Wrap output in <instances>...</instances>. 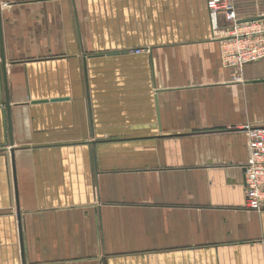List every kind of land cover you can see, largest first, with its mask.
I'll use <instances>...</instances> for the list:
<instances>
[{
  "label": "crops",
  "instance_id": "obj_1",
  "mask_svg": "<svg viewBox=\"0 0 264 264\" xmlns=\"http://www.w3.org/2000/svg\"><path fill=\"white\" fill-rule=\"evenodd\" d=\"M221 36L207 0H0V264H264V60Z\"/></svg>",
  "mask_w": 264,
  "mask_h": 264
},
{
  "label": "built area",
  "instance_id": "obj_2",
  "mask_svg": "<svg viewBox=\"0 0 264 264\" xmlns=\"http://www.w3.org/2000/svg\"><path fill=\"white\" fill-rule=\"evenodd\" d=\"M214 33L221 34V62L231 70L264 60V20L240 23L235 0H207ZM139 53V52H138ZM246 208L264 212V127L246 125Z\"/></svg>",
  "mask_w": 264,
  "mask_h": 264
},
{
  "label": "water",
  "instance_id": "obj_3",
  "mask_svg": "<svg viewBox=\"0 0 264 264\" xmlns=\"http://www.w3.org/2000/svg\"><path fill=\"white\" fill-rule=\"evenodd\" d=\"M260 20H264V17L255 18V19H249V20H245V21H240V23H243V22H254V21H260ZM58 100H61V99H56V100H53V101H58ZM45 102H49V101H40L38 103H45Z\"/></svg>",
  "mask_w": 264,
  "mask_h": 264
}]
</instances>
